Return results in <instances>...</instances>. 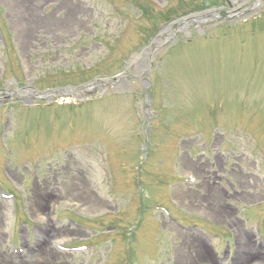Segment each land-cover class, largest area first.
<instances>
[{
    "label": "rangeland",
    "instance_id": "rangeland-1",
    "mask_svg": "<svg viewBox=\"0 0 264 264\" xmlns=\"http://www.w3.org/2000/svg\"><path fill=\"white\" fill-rule=\"evenodd\" d=\"M0 88V264H264V0H0Z\"/></svg>",
    "mask_w": 264,
    "mask_h": 264
},
{
    "label": "bare ground",
    "instance_id": "bare-ground-1",
    "mask_svg": "<svg viewBox=\"0 0 264 264\" xmlns=\"http://www.w3.org/2000/svg\"><path fill=\"white\" fill-rule=\"evenodd\" d=\"M69 8H67V10H68ZM20 13V12H19ZM70 10L68 11V13H67V18H65L64 19V21L63 22H61V25L64 23V24H66L68 21H69V16H70ZM8 15L11 17V21H12V27H13V29H14V31L16 32V34L17 35H23V31L22 30H19L20 29V23H21V21H20V18H17V16H16V14H14V13H12V14H10V13H8ZM23 20V19H22ZM43 22L44 23H47V24H50L51 22H53V20H51V19H44L43 20ZM168 29L169 28H167V31H168ZM22 38V37H21ZM23 41H25L24 40V38H22V43H23ZM24 45V44H23ZM77 93H81L80 91H78ZM64 95V94H63ZM67 97V96H66ZM60 99H65V96H63L62 98H60ZM67 99V98H66ZM65 99V100H66ZM64 101V100H63ZM210 193H211V191H213V188L211 189V187H210ZM240 237H239V247H241V252H242V248H243V250H245V249H248V248H250L249 246V244H251L250 242L248 243V240H247V238L244 236V235H242V234H240L239 235ZM189 246H191L192 247V252H193V255H191L189 252V255L191 256L190 258H191V262H199V263H204V261H203V256L201 255V253H200V251L198 250V248H197V246L194 244V242H191V244H189ZM39 247H37V249H38ZM37 249H35V250H37ZM29 253H31V252H29ZM244 257V256H243ZM5 257L1 254L0 255V259H4ZM17 258H19V257H17ZM245 258V257H244ZM31 259V255L30 256H28L27 257V261H29ZM243 259V258H242Z\"/></svg>",
    "mask_w": 264,
    "mask_h": 264
}]
</instances>
